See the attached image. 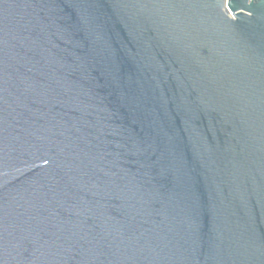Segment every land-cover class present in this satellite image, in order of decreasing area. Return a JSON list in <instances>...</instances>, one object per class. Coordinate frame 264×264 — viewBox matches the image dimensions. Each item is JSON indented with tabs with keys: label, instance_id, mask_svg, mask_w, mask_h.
<instances>
[{
	"label": "water",
	"instance_id": "1",
	"mask_svg": "<svg viewBox=\"0 0 264 264\" xmlns=\"http://www.w3.org/2000/svg\"><path fill=\"white\" fill-rule=\"evenodd\" d=\"M0 264H264V0H0Z\"/></svg>",
	"mask_w": 264,
	"mask_h": 264
}]
</instances>
